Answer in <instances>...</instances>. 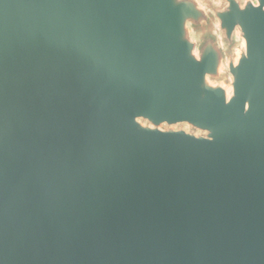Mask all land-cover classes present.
<instances>
[{
  "label": "water",
  "instance_id": "95a60500",
  "mask_svg": "<svg viewBox=\"0 0 264 264\" xmlns=\"http://www.w3.org/2000/svg\"><path fill=\"white\" fill-rule=\"evenodd\" d=\"M0 264H264V0H0Z\"/></svg>",
  "mask_w": 264,
  "mask_h": 264
},
{
  "label": "clouds",
  "instance_id": "9594fccd",
  "mask_svg": "<svg viewBox=\"0 0 264 264\" xmlns=\"http://www.w3.org/2000/svg\"><path fill=\"white\" fill-rule=\"evenodd\" d=\"M244 2L246 3L247 0H244ZM254 2H257V0H254ZM241 7H243V3L241 4Z\"/></svg>",
  "mask_w": 264,
  "mask_h": 264
},
{
  "label": "snow or ice",
  "instance_id": "6c2138e0",
  "mask_svg": "<svg viewBox=\"0 0 264 264\" xmlns=\"http://www.w3.org/2000/svg\"><path fill=\"white\" fill-rule=\"evenodd\" d=\"M257 3H259V0H257ZM249 43H250V41H249ZM250 52H251V46H250Z\"/></svg>",
  "mask_w": 264,
  "mask_h": 264
},
{
  "label": "rangeland",
  "instance_id": "374dc122",
  "mask_svg": "<svg viewBox=\"0 0 264 264\" xmlns=\"http://www.w3.org/2000/svg\"><path fill=\"white\" fill-rule=\"evenodd\" d=\"M217 1V0H216Z\"/></svg>",
  "mask_w": 264,
  "mask_h": 264
}]
</instances>
